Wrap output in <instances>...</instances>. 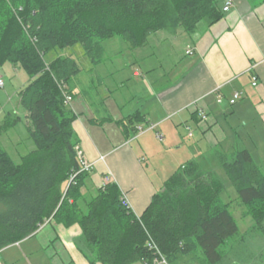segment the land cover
<instances>
[{"label":"trees","instance_id":"1","mask_svg":"<svg viewBox=\"0 0 264 264\" xmlns=\"http://www.w3.org/2000/svg\"><path fill=\"white\" fill-rule=\"evenodd\" d=\"M223 17L219 0H0V67L11 63L29 75L19 98L36 145L17 163L0 140V250L53 219L81 227L80 249L91 264L240 259L235 244L227 248L241 232L223 199L228 188L218 169L236 190L245 215L254 219L252 230L264 236V165L239 143L232 153L217 148L213 160L191 159L179 167L141 215L124 204L114 181L88 197L84 189L92 171L82 170L76 114L60 87L64 83L72 94L68 84L81 67L68 55L45 61L53 50L81 44L98 65L105 40L123 37L136 49L159 31L193 33L201 21L214 24ZM19 119L8 117L0 135ZM144 121L137 112L117 123L130 138ZM238 240L243 244L244 237ZM246 263L264 264V250Z\"/></svg>","mask_w":264,"mask_h":264},{"label":"crops","instance_id":"2","mask_svg":"<svg viewBox=\"0 0 264 264\" xmlns=\"http://www.w3.org/2000/svg\"><path fill=\"white\" fill-rule=\"evenodd\" d=\"M226 1L219 0L222 9ZM231 1L221 20H203L193 33L179 29L172 38H151L159 31L145 46L111 55L104 45V60L80 65L69 81L73 126L84 157L94 163L91 175L102 164L98 187L104 176H111L137 215L179 167L191 159L211 161L217 148L232 153L239 143L264 165L257 157L264 154V0ZM165 41L170 46L162 55L173 62L163 71L156 46ZM148 46L153 50L145 51ZM236 92L241 96L230 104ZM137 112L145 116L138 126L147 125L149 131L143 127L127 138L117 121ZM157 132L162 143L155 139ZM155 146L174 160L169 177L153 176ZM81 237L78 224L66 227L52 219L34 235L1 249L0 264H91L80 249Z\"/></svg>","mask_w":264,"mask_h":264},{"label":"rangeland","instance_id":"3","mask_svg":"<svg viewBox=\"0 0 264 264\" xmlns=\"http://www.w3.org/2000/svg\"><path fill=\"white\" fill-rule=\"evenodd\" d=\"M180 32L182 33L184 32V30L182 29V31ZM171 36H174L172 32L168 30H163L157 35H152L151 38H172ZM104 45L106 47L108 55L119 51L125 52L129 47L128 42L123 37H114L113 39L105 40ZM169 46L170 42L168 41L160 43V46H156L158 51V58L156 59V61L158 65L161 64V69L163 71L168 70L171 65V62H173L172 57L168 58L162 55V52ZM144 50L149 51L153 50V48L148 46L144 48ZM71 54L78 59V63L82 67H87V64H89L91 60L90 57L85 53L83 46L81 44H75L64 50L56 49L51 51L50 53L45 55V61L49 63L60 55ZM83 76H86V73ZM0 78L4 81V85L0 86V128L5 123L8 117L12 118L13 120L17 117L20 118L19 121L13 127L7 130L4 129L1 132L0 140L2 142V145L10 153L13 160L19 163L23 155L29 153L30 151L36 148L35 142L30 137L28 131V127L30 125V120L27 116L28 112L20 104L19 100V91L29 84L30 78L24 69L20 67H17V69H15L14 65L11 63H6L4 66L0 67ZM143 127L145 130L148 129L147 125H144ZM155 139L159 143H162L163 141V139L160 140L158 137H156V135ZM159 148L161 147H154V150L156 151L154 162H156L157 165L155 163L156 170L153 173V176L155 178L161 177L163 175L169 177L172 173L170 172L172 166L175 165L170 162H174V160H170L171 157L169 153L165 151V149H162L161 152V149ZM257 157L263 160L264 154H258ZM150 159L152 163V158ZM103 170L104 166L102 164H99L96 167L94 173L88 179V183L84 189V192L88 197L95 193L99 183H101L100 177ZM217 172L219 173L220 177L225 182L226 187L228 188V192H225L223 199L226 203H229V209L234 214L241 232L238 238H234L233 241H231V244L227 247L229 249L231 248L232 244H235L236 249H238V253L240 254V259L226 257L222 264H248L246 262L250 261L255 254L264 250V236L258 233V231L252 230L253 225L255 223L254 219L251 216L245 215L246 208L241 204L236 190L230 183L225 173L221 169H218ZM241 237H244L243 244L237 242L239 241L238 239H241ZM181 264L197 263L193 262L192 257H188L187 261Z\"/></svg>","mask_w":264,"mask_h":264},{"label":"built area","instance_id":"4","mask_svg":"<svg viewBox=\"0 0 264 264\" xmlns=\"http://www.w3.org/2000/svg\"><path fill=\"white\" fill-rule=\"evenodd\" d=\"M231 5H232V1L231 0H227L226 1V4L223 8V11L224 12H227L230 10L231 8ZM188 53H191V51H189ZM259 83V80H258V77L256 75H253L252 76V84L254 86H257ZM4 85V81L0 78V86H3ZM60 87L62 88L63 90V93H64V96H65V103H67L68 105H70V103L72 102L73 100V97L72 95L66 90L67 88V85H65L64 83H61L60 84ZM241 96V93L240 92H236L233 96V98L230 99V104H235L236 101L238 100V98ZM218 101L219 102H222V97L219 96L218 98ZM200 116L203 120H206L208 118V115L203 111V110H200ZM155 128L154 125H151L149 129H153ZM138 130L139 132H143L144 129L142 126L138 127ZM190 130V135H192V132H191V128H189ZM157 137L162 139L163 136L160 132H157ZM78 149V155H79V158H80V161H81V164H82V170H86V171H92L93 170V167H94V163L93 162H89L88 160H86V158L84 157V153L82 151V149L80 147L77 148ZM112 182V179H111V176L109 175H106L103 177V181H102V186H105L106 184ZM124 204L127 206V207H131L130 203L128 202L127 198L125 195H123V198H122ZM51 219L47 220V222H49ZM44 225V224H43ZM42 225V226H43ZM41 226V227H42Z\"/></svg>","mask_w":264,"mask_h":264}]
</instances>
